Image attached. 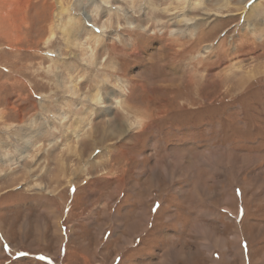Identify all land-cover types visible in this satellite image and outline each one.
I'll use <instances>...</instances> for the list:
<instances>
[{
	"label": "rangeland",
	"instance_id": "1",
	"mask_svg": "<svg viewBox=\"0 0 264 264\" xmlns=\"http://www.w3.org/2000/svg\"><path fill=\"white\" fill-rule=\"evenodd\" d=\"M0 264H264V0H0Z\"/></svg>",
	"mask_w": 264,
	"mask_h": 264
},
{
	"label": "bare ground",
	"instance_id": "2",
	"mask_svg": "<svg viewBox=\"0 0 264 264\" xmlns=\"http://www.w3.org/2000/svg\"><path fill=\"white\" fill-rule=\"evenodd\" d=\"M108 109H109V108H108ZM108 109H107V110H108Z\"/></svg>",
	"mask_w": 264,
	"mask_h": 264
}]
</instances>
